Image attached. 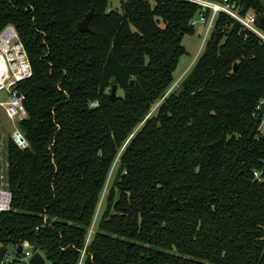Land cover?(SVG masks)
<instances>
[{
	"label": "trees",
	"instance_id": "trees-1",
	"mask_svg": "<svg viewBox=\"0 0 264 264\" xmlns=\"http://www.w3.org/2000/svg\"><path fill=\"white\" fill-rule=\"evenodd\" d=\"M231 2L257 25L264 17V0ZM199 9L0 0V29L15 27L32 70L19 84L27 146L0 129V186L11 195L0 264L24 244L48 264H264V142L252 116L264 42L218 13L173 87ZM113 86L122 94L111 99Z\"/></svg>",
	"mask_w": 264,
	"mask_h": 264
},
{
	"label": "built area",
	"instance_id": "built-area-1",
	"mask_svg": "<svg viewBox=\"0 0 264 264\" xmlns=\"http://www.w3.org/2000/svg\"><path fill=\"white\" fill-rule=\"evenodd\" d=\"M197 4L200 9L192 25L205 24L204 41L208 38L213 22L218 13H224L234 19L241 27L254 33L264 42V32L257 26L256 15L253 10L240 14L238 8L231 0L213 2L209 0H187ZM206 10L209 14L206 15ZM32 75L31 65L26 51L19 39L15 27L8 24L0 29V126L3 121H8L12 126L9 132L13 141L20 148L27 146V141L18 128V123L27 117L23 106L24 94L19 89V84ZM96 106L97 103H93ZM252 116L257 121V136L264 135V96L255 105ZM254 177L260 179V173L255 171ZM10 192L0 186V211L10 208ZM23 250L17 257L15 250L13 255L9 252L4 255L1 264H12L14 260L26 261L34 253L28 244H24Z\"/></svg>",
	"mask_w": 264,
	"mask_h": 264
},
{
	"label": "rangeland",
	"instance_id": "rangeland-1",
	"mask_svg": "<svg viewBox=\"0 0 264 264\" xmlns=\"http://www.w3.org/2000/svg\"><path fill=\"white\" fill-rule=\"evenodd\" d=\"M110 9L111 10H120V0H110ZM196 18V17H195ZM195 18L193 20H195ZM195 29L191 33H186L182 36L181 43L184 47L185 53L180 57L178 65L176 67V70L173 73V87L177 86L178 83L185 77L190 67L193 65L194 61L196 60L197 56L200 54V52L203 50L204 46V34H205V24H197L194 25ZM115 94L121 95L122 92L118 89L115 90ZM0 126L1 131L3 134H1V138H4V135L9 133L12 130V126L8 121H3ZM4 146V143H2V147ZM2 167L3 171L6 170V155L3 152L2 154ZM104 197V194L101 196V202L98 205V209L95 214L94 221H96L97 216L100 213V209L102 206V198ZM90 233H92V229L90 230ZM9 253L13 255V251L10 250ZM15 264H28V259L26 261L17 262ZM45 264H48L45 262Z\"/></svg>",
	"mask_w": 264,
	"mask_h": 264
},
{
	"label": "water",
	"instance_id": "water-1",
	"mask_svg": "<svg viewBox=\"0 0 264 264\" xmlns=\"http://www.w3.org/2000/svg\"><path fill=\"white\" fill-rule=\"evenodd\" d=\"M93 15V9L89 13L85 15L82 21L77 23V28L81 32L90 31L89 28V20L91 16ZM258 28L264 32V17H261L258 22ZM236 69V65H234V70ZM115 90L116 87L113 86L111 90V99H114L115 97ZM262 141L264 142V135L262 136ZM23 250V246L19 245L17 247L16 254H20ZM28 264H45L44 257L39 252H34L28 259Z\"/></svg>",
	"mask_w": 264,
	"mask_h": 264
}]
</instances>
